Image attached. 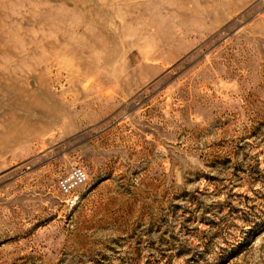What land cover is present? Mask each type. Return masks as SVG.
Segmentation results:
<instances>
[{
    "label": "rangeland",
    "instance_id": "rangeland-1",
    "mask_svg": "<svg viewBox=\"0 0 264 264\" xmlns=\"http://www.w3.org/2000/svg\"><path fill=\"white\" fill-rule=\"evenodd\" d=\"M0 264H264V0H0Z\"/></svg>",
    "mask_w": 264,
    "mask_h": 264
},
{
    "label": "built area",
    "instance_id": "built-area-1",
    "mask_svg": "<svg viewBox=\"0 0 264 264\" xmlns=\"http://www.w3.org/2000/svg\"><path fill=\"white\" fill-rule=\"evenodd\" d=\"M87 173L81 166H73L57 178L56 186L62 195L70 194L74 189L84 184Z\"/></svg>",
    "mask_w": 264,
    "mask_h": 264
}]
</instances>
